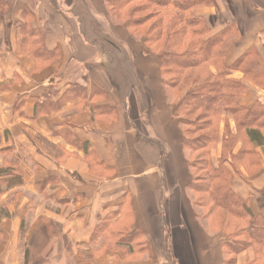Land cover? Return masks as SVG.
Wrapping results in <instances>:
<instances>
[{"label": "crops", "instance_id": "obj_1", "mask_svg": "<svg viewBox=\"0 0 264 264\" xmlns=\"http://www.w3.org/2000/svg\"><path fill=\"white\" fill-rule=\"evenodd\" d=\"M210 1L193 15L206 39L225 34L226 79L244 88L209 159L218 167L238 137L229 188L264 231V0ZM113 15L107 0H0V172L22 180L0 179V264H227L228 235L189 188L188 93L172 95L145 35ZM246 112L256 141L239 130ZM138 231L143 252L110 242ZM235 264H264V250Z\"/></svg>", "mask_w": 264, "mask_h": 264}, {"label": "trees", "instance_id": "obj_2", "mask_svg": "<svg viewBox=\"0 0 264 264\" xmlns=\"http://www.w3.org/2000/svg\"><path fill=\"white\" fill-rule=\"evenodd\" d=\"M146 1L155 3L156 8L165 12V16L171 15L168 22L164 19L156 21L144 35L148 49L160 56L164 84L173 93L178 91L180 94L178 97L188 93L177 109V116L181 124L186 127L191 126L188 123L189 115L196 114L197 118L204 119L206 123L205 129L202 130L205 132V138L202 142L199 141V144L187 137L190 130L184 131L185 148L191 152L193 157L200 156L198 168L194 165L193 158L189 162L192 173L189 188L192 192H199L207 197V199L199 201L200 205L197 203L196 205L207 209L206 216L212 218V221H214V212L219 211L221 216L229 218L227 221L236 223L231 233L225 230L224 223L227 221L223 220L221 225L217 224L219 227H213L227 233L228 242L225 244V248L231 257L227 259V264H235L236 255L249 247L257 246L264 250V231L257 224V214L252 207L237 198L229 188L230 175L225 163L230 162L233 167L236 166L237 156L232 155V149H234L238 137L231 136L230 133L227 134L224 145L225 154L228 156L226 155L219 162L218 167H214L209 159V151L217 142L218 124L222 113L228 111L236 116L240 112L236 105V99L244 87L239 82L226 79L229 69L225 66L226 42H228L225 34L206 39L209 33L207 22L204 19L195 18L193 15L196 8L212 5L210 0ZM107 3L111 13L115 14L120 11L126 12V9L131 7L130 0H107ZM166 23H169L168 26ZM137 25L142 24L134 23L132 19L128 21V26L131 29ZM187 35L191 37V41H184ZM162 46H164L163 50ZM248 67L250 71L253 69L250 63ZM234 68L236 66L230 70H234ZM212 69L216 74L212 72ZM167 79H172L171 84L167 82ZM186 85L187 88H184ZM250 115L249 112H246L244 118L240 119L241 121L238 118L236 120L239 130L243 131L245 137L256 141L261 136L257 126L253 124L254 122L248 119ZM197 169L200 174H205L200 181L195 180L197 177L195 170ZM10 176L18 184L22 183L21 176L15 173L12 166L0 172V179ZM195 202L197 201L195 200ZM116 234L120 235V233H114L115 237ZM139 238H143V241H140L141 244L137 242ZM145 238L143 232H131L122 237L119 243L131 247L134 253H140L146 248ZM170 258L171 262L175 263L171 255Z\"/></svg>", "mask_w": 264, "mask_h": 264}, {"label": "rangeland", "instance_id": "obj_3", "mask_svg": "<svg viewBox=\"0 0 264 264\" xmlns=\"http://www.w3.org/2000/svg\"><path fill=\"white\" fill-rule=\"evenodd\" d=\"M232 0H228V2L230 3ZM130 10L129 8H127L126 12L123 11V12H119V13H114L115 15H113V17H115V19H117L120 23H128L129 20H133L134 23L138 22L139 24H142V25H137L136 27H134L132 30H133V34L137 37H143L144 34H146V32L149 30V28H151V26L158 20L160 19H164L166 20V22H168L170 20V16H165L164 15V11H161V9L159 8H156L155 6V3H149L147 2L146 0H130ZM167 15V14H166ZM117 21V22H118ZM118 22V23H119ZM167 26L169 23H166ZM165 24V25H166ZM175 25V23H174ZM184 41H191V37L190 36H186ZM162 50L164 49V46H162ZM167 82L169 84H171L172 82V79H167ZM188 85V84H187ZM187 85L184 86V88L186 87L187 88ZM181 87V86H180ZM190 87V86H189ZM174 97H178L180 94L178 93V91H176V93L174 92L172 94ZM186 115V114H185ZM188 123L191 125L190 127H186L184 126V131L185 130H190L189 131V134L187 135L188 138H190L191 140H195L197 142V144H199V141H203V138H205V132L202 131L203 129H205V122H204V119H199L197 118L196 114L195 115H189L188 116ZM189 128V129H188ZM194 160V165L198 168L199 167V162H198V159L200 158V156L196 155L195 157H192ZM201 168V167H200ZM204 173H201L197 170H195V180L197 181H200L203 177H204ZM193 194H196L195 195V200L197 201V205H200L198 204L199 201H202V200H205L207 199L206 196L202 195V194H199V192H192ZM205 213H207V209H204ZM202 211V212H204ZM213 220L212 221V226L214 228H217L219 227V225H221V221H227L229 220V218H225L224 216H221L220 215V212L219 211H215L214 212V217H213ZM216 222V224H215ZM219 224V225H217ZM225 230L226 232H229L231 233L233 231V228L236 226V223L235 222H229L227 221V223L225 222ZM217 230V229H216ZM121 234L118 236L116 234V237H113L111 239V244H113L116 248V250L118 251H124V247H125V251H127L128 249L126 248V246L122 243L120 244L119 243V240L122 239V237H124L125 235L129 234V232H120ZM167 236H169V233H167ZM140 237V236H139ZM139 241L137 242H142L143 241V238H139L138 239ZM136 242V243H137ZM140 242V244H141ZM124 246V247H123ZM167 249H169V251L171 252V249H170V246L169 244H167ZM136 257H139V256H135ZM228 258H231L229 255H228Z\"/></svg>", "mask_w": 264, "mask_h": 264}]
</instances>
